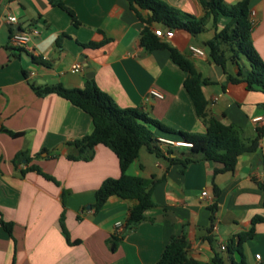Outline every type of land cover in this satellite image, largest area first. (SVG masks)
I'll use <instances>...</instances> for the list:
<instances>
[{
	"label": "crops",
	"instance_id": "0c3cea01",
	"mask_svg": "<svg viewBox=\"0 0 264 264\" xmlns=\"http://www.w3.org/2000/svg\"><path fill=\"white\" fill-rule=\"evenodd\" d=\"M59 1L74 14L78 26L47 0H0V264H156L172 236L185 238L187 256L193 260L208 264L219 255L230 264L221 246L247 231L252 217L264 215V135L258 150L241 155L228 173H216L220 165L212 161L183 166L141 148L128 174L154 180L153 205L144 211L143 220L128 223L132 203L116 197L94 214V194L104 180L119 176L118 161L101 145L93 149L89 161L68 160L75 153L68 144L91 133V119L61 97L38 96L34 87L60 84L82 89L86 63L97 87L117 107L137 109L174 130L203 134L205 129L184 89L186 74L167 50L144 49L140 36L144 23L139 17L146 19L145 11H138V17L125 0ZM160 1L195 18L203 16L199 0ZM221 1L231 6L240 0ZM249 7L250 39L264 61V0H250ZM6 15L16 24H8ZM224 24L220 18L217 26ZM30 28L38 35L24 49L11 47L10 36ZM158 28L164 29L153 25L151 30ZM213 35L208 25L196 36L176 31L171 39L161 40L189 59L207 81L202 87L207 113L233 126L245 141L264 127V94L231 84L227 75H234L235 67L228 64L225 74L210 61L204 44ZM101 42L105 43L97 49L82 46ZM190 47L204 55L192 54ZM77 64L81 69L73 72ZM151 90L162 98L153 97ZM256 117L261 121L253 122ZM160 147H172L171 157L182 158L176 146ZM62 214L75 244L69 245L61 234ZM1 222L11 224L10 233ZM117 222L120 228L115 227ZM254 230V237L241 247L242 255L231 256L234 262L264 264V225L257 224Z\"/></svg>",
	"mask_w": 264,
	"mask_h": 264
},
{
	"label": "trees",
	"instance_id": "16d2710c",
	"mask_svg": "<svg viewBox=\"0 0 264 264\" xmlns=\"http://www.w3.org/2000/svg\"><path fill=\"white\" fill-rule=\"evenodd\" d=\"M52 7H58L66 12L74 26H78L74 14L59 0H47ZM136 13L145 11L147 18L140 20L144 23L141 31V42L147 52L157 49H165L170 60L186 74L183 82L184 89L189 95L197 118L204 126L203 134L186 133L171 129L162 123L139 112L137 109H121L117 107L111 98L102 92L93 78L86 79L82 89H68L60 84L54 86L34 87L38 96L54 94L68 101L72 106L87 114L92 123V131L89 135L68 145L74 148L75 153L68 155L70 161H89L92 156L90 151L96 146H103L110 150L116 157L119 167V176L115 179L104 180L94 194L91 204L93 213H98L106 201L116 197L131 202L128 223H136L143 220V213L150 208L151 189L153 179H144L128 174L130 165L138 158L141 148L158 158H165L170 163H181L186 166L190 163L203 160L212 161L220 165L216 173L232 172L238 158L243 154H252L258 150V144L264 135V127L256 129L253 138L243 141L238 131L231 125L222 123L207 113V101L202 93V87L207 81L198 74L192 62L184 57L178 50L169 47L157 37L151 27L161 26L171 29L173 32L185 31L191 36H196L209 25L214 29V35L205 42L210 61L219 67L225 74L226 66L233 65L236 69L234 75H227L231 84H243L247 91L264 94V61L256 55L250 39L251 21L249 18V1L240 0L234 5L226 6L221 0H199L203 10L201 18H195L184 14L160 0H125ZM222 18L225 24L218 28V20ZM58 37L56 43L61 38ZM105 42L87 43L82 45L87 49L100 48ZM156 130L166 137L178 139L189 146L178 147L182 158L171 157L175 154L172 147L162 150L157 141V136L151 131ZM8 134L12 137L20 136L19 133ZM41 153L36 154L39 157ZM28 161V159L26 160ZM31 170L43 175L36 167ZM215 211V206L210 208ZM257 224L264 225V215L254 216L250 220V228L240 233L235 239H231L225 251L230 264H244L243 261L234 262L233 254L242 255V245L251 240L255 235L254 227ZM3 229L11 232V224L1 222ZM60 231L69 245L75 244L69 240L68 232L64 226L63 214L59 219ZM116 239L111 243V249L115 247ZM156 264H204L187 256V243L184 237L172 236L165 246L161 257ZM208 264H225L222 257L214 255Z\"/></svg>",
	"mask_w": 264,
	"mask_h": 264
},
{
	"label": "built area",
	"instance_id": "2783aa9c",
	"mask_svg": "<svg viewBox=\"0 0 264 264\" xmlns=\"http://www.w3.org/2000/svg\"><path fill=\"white\" fill-rule=\"evenodd\" d=\"M5 20L8 24H16V19L11 15H6ZM153 33L157 37H160L161 39H171L174 35L173 30L162 29V28L154 29ZM36 35H38V31L34 28H30L27 31H16L10 36L9 43H10L11 47H13V48L24 49L27 46V44L29 43V41L31 40V38L33 36H36ZM190 52L194 55H197V56H203L204 55L203 50L195 48V47H190ZM79 69H81L79 64L74 65L72 67L73 72H77V71H79ZM33 75H34V73H30V76H33ZM150 94L155 98H158V99L162 98L161 93H159L158 91L151 90ZM259 121H261V117H256L253 119V122H259ZM157 141L160 145H164V146H176V147L189 146V144H185L182 142H174L172 140L161 138V137H157ZM205 195H206V193L203 192L202 196H205ZM115 227L120 228L121 223L117 222L115 224ZM221 250H225V247L221 246ZM255 258L258 260L259 256L255 255Z\"/></svg>",
	"mask_w": 264,
	"mask_h": 264
},
{
	"label": "water",
	"instance_id": "95a60500",
	"mask_svg": "<svg viewBox=\"0 0 264 264\" xmlns=\"http://www.w3.org/2000/svg\"><path fill=\"white\" fill-rule=\"evenodd\" d=\"M83 67H84V72H85V74H86V75H85L86 78H87V79L92 78L93 73H92L91 69L87 67L86 63L83 64ZM149 117H152V116L149 115ZM91 154H92V151L89 152V155H91ZM87 209H89V207H87Z\"/></svg>",
	"mask_w": 264,
	"mask_h": 264
},
{
	"label": "rangeland",
	"instance_id": "374dc122",
	"mask_svg": "<svg viewBox=\"0 0 264 264\" xmlns=\"http://www.w3.org/2000/svg\"><path fill=\"white\" fill-rule=\"evenodd\" d=\"M151 131L153 132V130L151 129ZM178 148V147H177ZM177 150V149H176Z\"/></svg>",
	"mask_w": 264,
	"mask_h": 264
}]
</instances>
